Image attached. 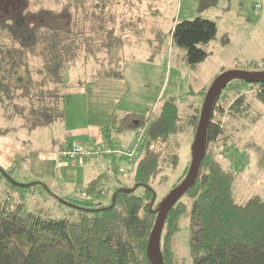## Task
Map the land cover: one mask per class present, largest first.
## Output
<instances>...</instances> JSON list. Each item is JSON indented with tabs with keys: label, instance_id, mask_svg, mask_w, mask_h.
<instances>
[{
	"label": "trees",
	"instance_id": "trees-1",
	"mask_svg": "<svg viewBox=\"0 0 264 264\" xmlns=\"http://www.w3.org/2000/svg\"><path fill=\"white\" fill-rule=\"evenodd\" d=\"M217 1L199 0V8L207 10ZM52 2L53 9H35L30 0H0V136L27 145L31 133L50 129L62 119L59 90L66 69H74L81 77L92 75L90 79L121 77L113 71V64L123 41L115 35V24L108 14L129 0ZM215 34L216 24L197 16L176 23L171 39L186 50L187 62L197 65L207 57L199 45L208 43ZM88 61L91 69H87ZM233 81L254 84L257 98L264 103V82L232 79L220 91L210 112L205 152L195 182L169 210L160 232L158 251L163 264H176L171 240L184 217L191 264H264V194L238 202L234 192L241 157L233 165H224L220 152L208 150V144L222 134L223 119L241 117L249 107L246 93L235 87L238 83L230 87L235 91L230 104L224 107L221 103L226 99L223 90ZM199 94L203 101L206 92ZM201 105L186 104L184 108L190 112H183L169 98L146 114L111 115L101 128L110 146H115L112 135L128 131L144 129L145 138L136 158L126 160L132 187L122 185L118 178L113 187L105 186L104 172L83 187L86 196L108 197L107 205L78 208L41 182L17 184L10 176L15 166L7 170L0 167V179L5 175L9 181L5 196L0 191V264H150L146 247L162 202H156L154 185L177 174V138L189 127L194 139ZM117 158L113 156L108 167L114 173L118 172ZM188 168L172 178L169 190L181 183ZM31 187L43 188L70 211L58 218L28 211L23 194L14 203L9 193L13 188Z\"/></svg>",
	"mask_w": 264,
	"mask_h": 264
},
{
	"label": "rangeland",
	"instance_id": "rangeland-1",
	"mask_svg": "<svg viewBox=\"0 0 264 264\" xmlns=\"http://www.w3.org/2000/svg\"><path fill=\"white\" fill-rule=\"evenodd\" d=\"M30 1L35 9L54 8L52 0ZM108 15L113 18L115 35L123 41L113 71L127 80L130 89L118 113L125 107L129 113L146 114L169 98H173L183 112H187L188 108L184 106L202 104V94L199 93L206 92L222 72H264V0H218L214 7L207 10L199 8V0H129L127 5L122 3L114 6ZM197 16L213 21L216 34L208 43L199 45L206 51V59L197 65H190L186 50L172 42L171 30L176 23ZM106 27H109L107 23ZM90 63L88 61L87 69H91ZM90 77L92 75H85L83 79L87 81ZM237 83L233 81L223 90L226 99L221 103L224 107L235 97V91L230 90V87ZM238 86L246 93L249 107L241 117L232 115L223 119L222 134L215 142L208 144V150L220 152L224 165H233L232 162L238 156L241 157L242 164L237 165L240 173L234 195L242 203L252 195L264 194V103L257 98V87L254 84L242 85L239 82L235 87ZM188 132L190 128L186 127L177 138L180 143L179 165L177 174H172L173 179L181 170L188 168L191 162L193 137ZM135 136L136 133L128 131L112 135L111 140L126 146ZM117 163V173L108 169L104 171L107 176L104 185L113 187L116 185L114 179L118 178L122 185L132 187L125 171L126 160L117 158ZM97 174L84 181L78 190L73 188L62 192L49 182L42 183L64 202L78 208L94 209L99 203L107 205L110 202L108 197L94 198L83 193V187ZM10 176L17 184L33 182L24 162L15 166ZM172 178H161L154 185L157 203L163 201L170 191ZM8 183L5 175L1 177V195L5 196ZM9 193L14 203L23 194L26 209L46 217L58 218L70 211L64 203L40 187L13 188ZM171 247L176 255V264H191L187 248V217L181 218L179 230L171 240Z\"/></svg>",
	"mask_w": 264,
	"mask_h": 264
},
{
	"label": "crops",
	"instance_id": "crops-1",
	"mask_svg": "<svg viewBox=\"0 0 264 264\" xmlns=\"http://www.w3.org/2000/svg\"><path fill=\"white\" fill-rule=\"evenodd\" d=\"M83 78L73 69L64 71L63 84L59 90L63 117L50 129L31 133L28 145L0 136V167L11 169L24 162L33 182H49L62 192L73 188L78 190L95 173L98 172L97 178L108 169L113 156L99 154L76 160L66 157L65 152L72 143L85 148L105 146L107 141L101 128L108 123L113 113H118L130 89L123 77L88 78L87 81ZM123 113H129L125 107L118 114ZM29 153L31 157H26Z\"/></svg>",
	"mask_w": 264,
	"mask_h": 264
},
{
	"label": "water",
	"instance_id": "water-1",
	"mask_svg": "<svg viewBox=\"0 0 264 264\" xmlns=\"http://www.w3.org/2000/svg\"><path fill=\"white\" fill-rule=\"evenodd\" d=\"M241 79L248 82H264V72L248 73L238 70H229L219 74L210 84L203 99L199 119L192 143V157L186 176L179 185L170 190L157 209L156 218L150 231L146 256L150 264H163L158 251V241L165 218L173 205L193 186L197 177L201 160L206 146V131L210 118V112L220 91L228 81Z\"/></svg>",
	"mask_w": 264,
	"mask_h": 264
},
{
	"label": "built area",
	"instance_id": "built-area-1",
	"mask_svg": "<svg viewBox=\"0 0 264 264\" xmlns=\"http://www.w3.org/2000/svg\"><path fill=\"white\" fill-rule=\"evenodd\" d=\"M145 138L144 129H140L136 132V136L133 138L132 142L127 146H110L105 142V146H92L90 148H85L81 144L72 143L70 148L65 152V156L76 159V160H85L86 158H91L96 155L104 156H118L120 158L126 159L127 161H133L138 152L140 145L142 144Z\"/></svg>",
	"mask_w": 264,
	"mask_h": 264
}]
</instances>
